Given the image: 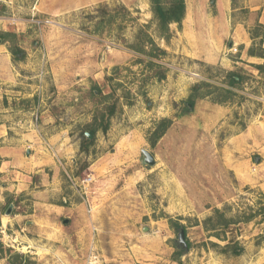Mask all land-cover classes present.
<instances>
[{
	"label": "rangeland",
	"instance_id": "obj_1",
	"mask_svg": "<svg viewBox=\"0 0 264 264\" xmlns=\"http://www.w3.org/2000/svg\"><path fill=\"white\" fill-rule=\"evenodd\" d=\"M122 7L125 11L117 15L114 10ZM32 14L51 23L35 25ZM138 16L121 1H102L60 17L42 10L38 0H0V31L16 34L5 44L25 52L22 60L13 61L30 59L20 72L35 76L42 91L35 96L37 104L54 101L56 115L75 120L79 144L93 115L116 104L109 129L96 132L88 152L57 157L63 167L62 189L54 203L61 211H51L52 224L33 223L46 210L40 206L31 215L34 205L28 195L18 197L15 205H0V264H7L13 252L26 256L25 264H264V193L255 184L264 174L262 157L251 155L246 170L253 180L243 183L224 165L232 153L225 157L222 150L236 128L264 121V47L259 36L264 20L249 26L254 39L248 48L263 50L262 57L252 61L248 48L232 46L228 67H189L165 55L157 60L165 71L158 80L152 77L157 68L136 62L139 55L127 47L144 24ZM149 32L154 36L152 24ZM229 70L242 81L229 85L224 78ZM196 83L201 87L193 112L176 117ZM162 117L173 118V124L150 146L148 134ZM36 119L39 113L33 115ZM259 144L264 147V139ZM141 150L152 155V165L143 164ZM89 177L91 181L83 182ZM9 206L26 217L7 221ZM215 207L232 218L226 232L221 225L209 230L211 223L203 224ZM169 218L186 228L190 248L180 257ZM230 237L244 247L242 254L222 253L212 245L223 246Z\"/></svg>",
	"mask_w": 264,
	"mask_h": 264
},
{
	"label": "crops",
	"instance_id": "obj_2",
	"mask_svg": "<svg viewBox=\"0 0 264 264\" xmlns=\"http://www.w3.org/2000/svg\"><path fill=\"white\" fill-rule=\"evenodd\" d=\"M102 1L123 2L134 8L144 23L152 17L149 0H38L42 10L60 17ZM184 3L180 25L169 24V40L164 41L156 31L153 36L167 58L179 59L178 64L184 62L181 66H230L228 49L232 46L247 49L254 39L249 26L264 20V0H184ZM248 56L251 59L257 55ZM29 60L16 63L6 44L0 43V205L5 201L15 205L18 197L28 195L34 205L31 215L40 206L46 210L33 223L49 225L51 211H61V206L54 203L62 189L63 167L57 157L69 159L80 152L79 137L74 129L75 120L66 121L54 113V101L47 106L37 104L35 96L42 91L35 76L20 72V67L27 66ZM19 100L25 101V105H20ZM36 113L39 120H33ZM259 123L249 122L242 129L236 128L223 144L224 156L227 151L233 156L228 162L224 160V165L243 183L253 180L246 170L252 154L257 152L262 157L259 163H264V147L259 144L260 138L264 139V121ZM257 127L259 130L254 131ZM259 177L255 184L264 193V174ZM6 217L7 221L17 223L26 214L11 208Z\"/></svg>",
	"mask_w": 264,
	"mask_h": 264
},
{
	"label": "trees",
	"instance_id": "obj_3",
	"mask_svg": "<svg viewBox=\"0 0 264 264\" xmlns=\"http://www.w3.org/2000/svg\"><path fill=\"white\" fill-rule=\"evenodd\" d=\"M150 2V11L152 17L150 21L144 23L140 26L137 35L135 36L134 43H131L127 47L133 52L137 53L139 56L136 58V62L141 63L145 62L148 68H157L153 73L152 77H155L158 80H161L165 77V71L159 70L160 65L157 62L158 58H162L166 55V51L161 48L154 40L152 34L149 32V28L152 23L155 25V31L158 36H160L164 41H168L171 37V32L169 30L170 23H177L180 25L185 11V3L184 0H149ZM125 11L122 7L120 10H114L117 12V15L121 13V11ZM108 12L106 11L105 14ZM115 14V13H114ZM108 14L110 16V20L107 22H111L113 18H115L116 14ZM264 27V24L262 25ZM16 37L14 32L9 31H0V43H9L13 41ZM264 40V33L260 35V41ZM9 51L12 54L14 60H22L25 56V52L17 45L9 46ZM263 49V48H261ZM247 53L249 55H257L262 57L263 50L260 52H254L252 48L247 49ZM261 66H257L260 68ZM225 79L228 80L229 85H234L236 83H240L242 81L241 75L238 72L229 70L225 74ZM201 87L200 83H196L191 87V94L181 102L179 107V111L176 114V117L180 118L183 115H188L193 112L194 107V96L197 93V90ZM99 93V91H97ZM116 112V104L114 102L108 104L105 109L101 110L98 114H94L92 121L90 124L86 126V129L80 133V144L79 151L80 152H88V147L93 144L95 139V134L97 131H101L102 133H106L110 126V119ZM173 118L171 117H162L155 124L154 127L148 134L147 141L150 146H154L156 142L166 133V131L172 126ZM224 210H219L218 208H214V214L212 216H208L203 220V224L207 225L211 223V227L209 230H215L218 225H221L223 229L222 232H226L228 225L232 224V218H225L223 215ZM263 211V210H262ZM216 218V223H213V220ZM170 226L178 232L179 228H183L184 230V238L187 244V248L189 250L190 243L186 237V228L185 225L174 221L169 218ZM215 237L219 238L220 234H214ZM212 245L220 247V252L229 253L231 255H240L244 251V247L240 245L236 237H230L226 239V243L223 246H219L216 243ZM176 255L180 257L185 253V250L182 247L176 246ZM2 246L0 245V250ZM11 251V249H8ZM27 261V257L23 254L13 252L10 256L7 257V264H25Z\"/></svg>",
	"mask_w": 264,
	"mask_h": 264
},
{
	"label": "water",
	"instance_id": "obj_4",
	"mask_svg": "<svg viewBox=\"0 0 264 264\" xmlns=\"http://www.w3.org/2000/svg\"><path fill=\"white\" fill-rule=\"evenodd\" d=\"M141 154H142L143 164L152 165L154 163V158L152 157V155L147 150H141ZM11 207L12 206H9L8 209L6 210L7 214L11 211ZM67 221L68 220L66 218L62 220L63 223H65ZM176 246L182 247L185 250V252L188 251L187 244H186V241L184 238L183 228H179V230L177 232Z\"/></svg>",
	"mask_w": 264,
	"mask_h": 264
},
{
	"label": "built area",
	"instance_id": "obj_5",
	"mask_svg": "<svg viewBox=\"0 0 264 264\" xmlns=\"http://www.w3.org/2000/svg\"><path fill=\"white\" fill-rule=\"evenodd\" d=\"M35 15L36 14H32V16H31V22L33 24L42 26V25H46V24H50L51 23V20L49 18H42L41 19V18L36 17ZM91 180H92V178L89 177V178L84 179L83 182H86V184H87Z\"/></svg>",
	"mask_w": 264,
	"mask_h": 264
}]
</instances>
